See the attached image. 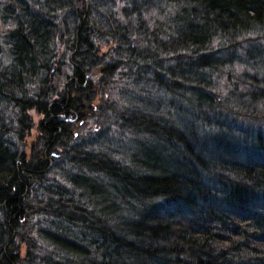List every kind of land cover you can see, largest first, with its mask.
I'll list each match as a JSON object with an SVG mask.
<instances>
[{"label": "trees", "instance_id": "obj_1", "mask_svg": "<svg viewBox=\"0 0 264 264\" xmlns=\"http://www.w3.org/2000/svg\"><path fill=\"white\" fill-rule=\"evenodd\" d=\"M261 127L264 0H0V264H264Z\"/></svg>", "mask_w": 264, "mask_h": 264}, {"label": "rangeland", "instance_id": "obj_2", "mask_svg": "<svg viewBox=\"0 0 264 264\" xmlns=\"http://www.w3.org/2000/svg\"><path fill=\"white\" fill-rule=\"evenodd\" d=\"M63 80H64V76L59 79V88L60 89L64 85V81ZM166 101H168V100H166ZM171 109H173V108H171ZM171 109L167 110L166 112L165 111L163 112L164 116H166V118H168V120H170L171 122H173V121L177 122V121H179L178 119H181V120L183 119L182 118L183 117L182 115H184V114H182L183 112H179L176 109H174L171 112H169ZM38 119H39V117L34 115V120H38ZM207 123L208 122H205L206 126L209 129L214 127L213 125H208ZM106 127H107V129H106ZM244 127H246V126H244ZM215 129L216 130H219V129L221 130L222 128H216L215 127ZM105 130H107L108 132H105ZM259 130L262 133H264V127H261ZM82 131H83V133H86V135L88 136V137H86L87 140L94 141V140H98L99 139V140L104 141L108 137V138H111V140H113L112 143H111L112 146L114 145L115 147H119V148H122V149H125V148L128 149L129 147H131V151H134L135 149H138L137 153L140 154V155L149 153L150 151L154 150L152 148V146H150L148 148L147 152L145 151V150H147L145 148L146 146H141V148H139L140 147L139 146L140 145V143H139L140 141L139 140L143 139L142 135H133L131 133V131H126V129L122 130V129H120V127H118L116 125H113V124L112 125L109 124L108 126L100 127L98 125V123H97V119L96 118L88 119L85 122V124H84V126L82 128ZM216 133H218V132H216ZM222 133H223V131L219 132V134H222ZM120 139L122 140L121 142H120ZM144 139L147 142H149L150 141L149 139H151V138L145 136ZM111 145H109V146H111ZM105 146L106 145L104 143H103V145H101V147L103 149H104ZM176 153H178V152H176ZM129 154L130 153L123 152V153L116 154V156L118 158L122 159V160H128V157L130 158V156H128ZM182 155H186V153L180 154V156L178 154L177 156H179V158L180 157L182 158L183 157Z\"/></svg>", "mask_w": 264, "mask_h": 264}]
</instances>
